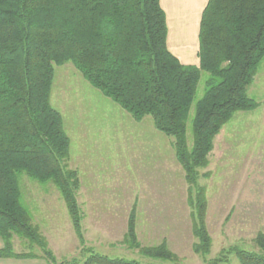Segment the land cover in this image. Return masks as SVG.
I'll return each mask as SVG.
<instances>
[{
    "label": "trees",
    "instance_id": "trees-1",
    "mask_svg": "<svg viewBox=\"0 0 264 264\" xmlns=\"http://www.w3.org/2000/svg\"><path fill=\"white\" fill-rule=\"evenodd\" d=\"M167 38L161 0H0V257L36 256L14 250L18 234L40 246L49 264H64L57 263L22 201L23 171L58 187L85 243L78 200L81 178L68 164L71 139L61 112L51 103L55 65L67 62L134 119L151 115L157 129L174 137L189 185L193 249L209 253L213 239L200 170L208 166L215 138L234 114L259 106L248 87L264 59V0H209L200 24L198 65L183 63ZM203 70L209 75L196 103L189 144L187 123ZM137 225L134 204L124 244L150 257L178 261L166 239L142 245ZM255 243L258 250L234 246L226 253L235 252L241 264H264V232ZM88 252L82 264H143L93 248Z\"/></svg>",
    "mask_w": 264,
    "mask_h": 264
},
{
    "label": "rangeland",
    "instance_id": "rangeland-1",
    "mask_svg": "<svg viewBox=\"0 0 264 264\" xmlns=\"http://www.w3.org/2000/svg\"><path fill=\"white\" fill-rule=\"evenodd\" d=\"M209 73L201 72L187 123L192 143V119L204 95ZM259 102L234 114L215 138L209 164L199 182L208 198L207 227L213 243L209 253H196L188 183L177 160L174 137L156 128L151 115L137 121L120 104L86 80L72 62L55 65L52 105L61 112L71 139L68 164L79 171L78 200L85 243L73 228L65 200L51 181L42 183L21 172L22 201L47 238L57 263L82 264L89 248L111 257L143 264H241L237 246L258 250L255 237L264 232V59L248 87ZM138 212L142 245L166 239L178 261L150 257L123 242L132 207ZM4 244L0 237V247ZM16 252L36 256L0 257V264H49L43 249L15 234ZM227 255V261L223 260ZM221 259V260H220Z\"/></svg>",
    "mask_w": 264,
    "mask_h": 264
},
{
    "label": "crops",
    "instance_id": "crops-1",
    "mask_svg": "<svg viewBox=\"0 0 264 264\" xmlns=\"http://www.w3.org/2000/svg\"><path fill=\"white\" fill-rule=\"evenodd\" d=\"M209 0H161L168 24V47L185 64H199V32Z\"/></svg>",
    "mask_w": 264,
    "mask_h": 264
}]
</instances>
